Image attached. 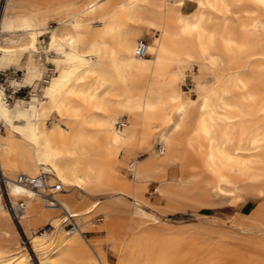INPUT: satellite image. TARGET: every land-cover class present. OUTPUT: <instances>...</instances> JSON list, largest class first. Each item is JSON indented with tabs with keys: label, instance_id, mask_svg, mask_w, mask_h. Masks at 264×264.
I'll use <instances>...</instances> for the list:
<instances>
[{
	"label": "bare ground",
	"instance_id": "bare-ground-1",
	"mask_svg": "<svg viewBox=\"0 0 264 264\" xmlns=\"http://www.w3.org/2000/svg\"><path fill=\"white\" fill-rule=\"evenodd\" d=\"M53 17L57 24L49 26ZM145 33L153 37L149 53L138 55ZM38 54L57 68L46 72L35 63ZM24 55L30 99L14 100L12 92L11 102L0 83V171L10 201L23 203L18 221L39 264H264V205L257 229L225 234L226 243L213 245L162 220L142 198L152 182L166 199L181 194L199 173L171 175L183 159L234 201L248 182H263L264 193V0H7L0 71ZM187 72L195 84L190 93L181 87ZM152 137L160 152L139 153L122 179L121 153L145 151ZM43 169L48 186L41 191L17 181ZM2 186L0 180L8 239L17 229ZM67 215L79 225L71 234ZM87 232L103 238L91 241ZM16 248L0 247V264H35Z\"/></svg>",
	"mask_w": 264,
	"mask_h": 264
},
{
	"label": "rangeland",
	"instance_id": "rangeland-1",
	"mask_svg": "<svg viewBox=\"0 0 264 264\" xmlns=\"http://www.w3.org/2000/svg\"><path fill=\"white\" fill-rule=\"evenodd\" d=\"M6 1L7 0H1L0 2V20L3 16ZM194 6L195 4L193 2L181 6L180 12L182 14L189 13L191 9L194 8ZM56 24L57 19L55 17L51 18L48 22L49 26ZM46 35L42 37L45 39L43 42L44 45L47 44L46 42H48L49 39L48 33ZM144 38L147 39L149 43L153 37L151 33H145ZM50 57H53V55H50ZM26 60L27 55H24L20 64H12V66L10 65L9 67H6L11 68L6 72L3 70L0 71L1 86L4 88L6 93H14V100H18L19 98L30 99L31 96L32 87L30 85L23 86V84H25L23 75L25 73L24 65ZM35 63L39 65L44 63L43 67L46 72L48 67L54 66L55 69L57 68L52 60H45L41 54L35 56ZM40 81L41 79L37 80V83H40ZM208 82L210 83L211 80H208ZM43 84H46V82ZM181 87L184 91H186V93H190L192 88L195 87L193 75L191 73L187 72L186 79L181 83ZM192 93L193 95L195 94L194 92ZM13 99L10 101L13 102ZM122 117L126 118L128 121L127 114L122 115ZM2 132L4 133L6 131L3 130ZM149 144L150 145L147 148L148 150L145 149V151L142 152L135 148L130 153H127L126 151L121 153L122 166L120 168L119 176L122 179L128 178V165L133 161L134 158L137 157L139 153H143V155L138 156L140 159H142L148 156L150 153L160 152V148L162 146L161 143L156 140V137L150 138ZM188 164L190 163L184 159L181 160V166L173 169L170 174L180 175L185 173L190 175L193 172H199L197 177L194 178V181L187 183L184 188L185 190L181 194H176L173 197H170V199H166L158 191H156V182L147 184L145 190L142 192V198L146 201L145 208H148L150 211L152 210L162 220L168 221L169 223H174L175 225H173V227H176L177 229L180 228L182 230L188 229L190 231H194L198 234V236L201 237L202 240L213 245L226 243L227 239H225V234L237 233L244 230L253 232L255 229H257L256 227L258 225V219L256 217V213L264 205V193L260 190L263 182H248L241 184L239 193L243 198L239 201H234L231 198L230 193H223L222 191H219L217 188L213 187L212 182H207L210 177L208 172L192 169ZM0 180L3 184V207H5L9 215H11V221L14 220L13 223L17 227H15V229H17L15 230L16 233L13 231L11 232V238L9 236L8 239L2 238L3 224L1 223L2 211L0 208V247L5 249L14 248V250L17 251L16 246L18 247L19 244L20 248L18 250L26 252L29 256V259L33 261V263L39 264L38 255L30 244L29 235L24 232V229L18 221V218L15 217L10 209V198L7 194L6 184L4 183L5 179H2L1 171ZM89 197L91 199L105 198L104 195H90ZM126 199L130 204L134 202V197L132 195L127 196ZM122 221L124 223H128L130 220L128 216H126L122 218ZM137 223H142L145 229L149 232H154L157 229V227L150 222L144 223L137 221ZM229 230L231 232H229ZM15 234L17 235V238ZM86 238L93 241L94 239H102L103 235L102 233L98 232H87ZM11 239L13 240L11 241ZM109 259L111 262L116 260L114 253L111 251H109Z\"/></svg>",
	"mask_w": 264,
	"mask_h": 264
},
{
	"label": "built area",
	"instance_id": "built-area-1",
	"mask_svg": "<svg viewBox=\"0 0 264 264\" xmlns=\"http://www.w3.org/2000/svg\"><path fill=\"white\" fill-rule=\"evenodd\" d=\"M1 2V0H0ZM136 53L138 55H147L149 53V44H148V40L145 38L140 39L137 49H136ZM9 70V69H7ZM7 70H3L4 72H6ZM9 100L12 101V97L11 94H9ZM119 126H122V122L118 123ZM2 131V126L0 125V132ZM49 172L45 169H43L42 171H40L38 174L36 175H30L27 173H20L18 175L17 181L27 187H30L34 190H38L41 191L42 189L46 188L48 186V181H47V177H48ZM4 179V178H2ZM64 188L63 184L61 182H58L56 185H54V190L56 191H60ZM54 193V192H53ZM53 193H49L46 194L48 198H52L51 200H49V202L52 204L51 206H58V200L54 197ZM56 204V205H55ZM10 209L13 212V214L15 215L16 218H18V216L23 212V203L21 202L20 204L14 205L11 201H10ZM72 216H65L64 218V224H65V229H66V233L67 234H71L75 231L78 230L79 225L78 223L72 219ZM44 229L46 230H50L52 229V224H46L44 226Z\"/></svg>",
	"mask_w": 264,
	"mask_h": 264
}]
</instances>
